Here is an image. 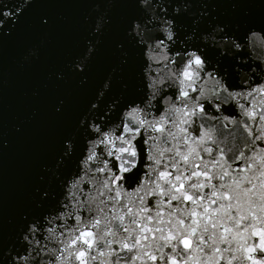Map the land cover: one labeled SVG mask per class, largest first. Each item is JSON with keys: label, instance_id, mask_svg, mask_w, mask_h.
<instances>
[{"label": "snow or ice", "instance_id": "obj_1", "mask_svg": "<svg viewBox=\"0 0 264 264\" xmlns=\"http://www.w3.org/2000/svg\"><path fill=\"white\" fill-rule=\"evenodd\" d=\"M38 6L0 0V42L42 37L20 70L40 66L60 29ZM93 12L75 54L48 69L67 121L52 163L23 211L0 199V264H264V0H100Z\"/></svg>", "mask_w": 264, "mask_h": 264}, {"label": "water", "instance_id": "obj_2", "mask_svg": "<svg viewBox=\"0 0 264 264\" xmlns=\"http://www.w3.org/2000/svg\"><path fill=\"white\" fill-rule=\"evenodd\" d=\"M100 0H37L34 14L47 12L60 22V29L47 37L40 66L20 70L17 61L37 46L42 37L26 30L23 34L0 42V64L8 69V82L0 86V199L10 215L23 211L35 186H39L46 166L53 156L67 121L53 116L51 97L55 89L48 81L50 66H60L76 52V40L91 26L93 6ZM219 2V0H218ZM106 56L101 69L106 67ZM72 98L73 108L83 103L75 81L63 88ZM21 129V131H17Z\"/></svg>", "mask_w": 264, "mask_h": 264}, {"label": "clouds", "instance_id": "obj_3", "mask_svg": "<svg viewBox=\"0 0 264 264\" xmlns=\"http://www.w3.org/2000/svg\"><path fill=\"white\" fill-rule=\"evenodd\" d=\"M5 146H7V143L5 142Z\"/></svg>", "mask_w": 264, "mask_h": 264}]
</instances>
